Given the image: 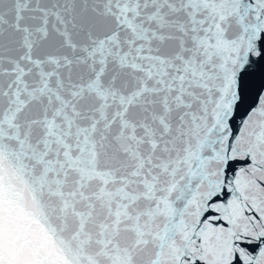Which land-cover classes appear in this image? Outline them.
<instances>
[{
	"label": "snow or ice",
	"instance_id": "6c2138e0",
	"mask_svg": "<svg viewBox=\"0 0 264 264\" xmlns=\"http://www.w3.org/2000/svg\"><path fill=\"white\" fill-rule=\"evenodd\" d=\"M0 264H264V0H0Z\"/></svg>",
	"mask_w": 264,
	"mask_h": 264
}]
</instances>
